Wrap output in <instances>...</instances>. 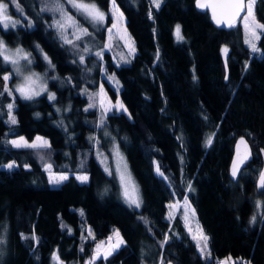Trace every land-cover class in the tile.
<instances>
[{
  "label": "trees",
  "instance_id": "obj_1",
  "mask_svg": "<svg viewBox=\"0 0 264 264\" xmlns=\"http://www.w3.org/2000/svg\"><path fill=\"white\" fill-rule=\"evenodd\" d=\"M19 1L27 6L28 0ZM32 1L39 8L41 0ZM87 1L106 11L108 25L110 0ZM195 1L161 0L157 8L151 0H115L135 47L125 62L104 50L106 25L91 24L69 6L77 23L88 26V35L75 39L83 49L58 36L48 12L33 15L31 27L23 19L15 27H0V40L27 50L30 67L44 74L48 92L55 94L54 100L48 93L31 100L0 96V165L5 166L0 167V264H85L97 243L87 233L90 220L104 239L116 221L130 236L94 264H218L222 259L264 264V188L258 186L264 171V35L254 54L240 23L217 27ZM254 13L264 24V0H256ZM176 25L182 39L175 36ZM6 73L10 87L15 74L0 56V74ZM101 86L127 111L107 112L97 127L104 114L96 97ZM10 102L15 124L8 119ZM104 128L124 154L138 208L124 199L114 170L105 171L97 159L99 148L113 169ZM18 135H42L48 146L6 143ZM245 156L233 178V162ZM10 162L12 169L6 167ZM45 165L68 173V179L51 186ZM77 173L88 180L79 181ZM186 197L207 235L208 256L186 231L181 209L167 217L169 204Z\"/></svg>",
  "mask_w": 264,
  "mask_h": 264
},
{
  "label": "rangeland",
  "instance_id": "obj_2",
  "mask_svg": "<svg viewBox=\"0 0 264 264\" xmlns=\"http://www.w3.org/2000/svg\"><path fill=\"white\" fill-rule=\"evenodd\" d=\"M3 2L4 3H7L9 5V7H8V15L13 20H19L20 23H23V20H25V21L31 20L32 21V26H33L34 23H35V18H33V15L36 16L38 13H41V11H40V8L42 7L41 2L38 3V5H39V8H38V7H36V5L34 4V2L32 0H28L27 6H25V4H23L19 0H17V2L19 3L20 7L23 10V13L22 14L17 11L15 5L12 4L11 0H3ZM61 2L64 4V9L67 12V14L69 16L73 17L72 14H71V12L69 10H67L66 7L69 6L72 9H74V11H77V10L75 8H73L72 5L67 2V0H61ZM83 2L86 3V4H91V3L96 4L93 1H87V0H83ZM255 2H256V0H255ZM160 3H161V0H160ZM247 3H248V0L245 1V4H247ZM115 6L118 9V11H115L113 9L112 0H110L109 1V10H108L109 17H110L109 24L107 25L105 20L102 23L103 25L104 24L106 25L105 38H104V46L107 45V47H104V50L111 51L112 52V56L114 57L115 61L119 62V61H122V59H123V61L125 62V58L132 57L135 54V52L133 54H129L130 53V49L131 48H134L135 49V47H134L133 39L130 36V34L127 31V28L125 26V16L122 13V11L120 10V8L117 6L116 3H115ZM254 6H255V3L253 5V9H252L254 18H255V20L258 23H260L256 19V17H255ZM27 8L30 10V12H32V15L29 12H27ZM10 9H14L19 14V16L12 15ZM99 9L101 11H103L107 15L106 11L102 10L100 7H99ZM48 13L50 15H52L51 16L52 17L51 22H52L53 25H54L55 21H58V20L61 19L59 12L55 13V15L52 12H48ZM78 13H80V12H78ZM106 15H105V18H106ZM246 15H247V9L245 8V12L237 20V22L240 23L242 25V28H243V33H244L243 40H244V43H245V40H246V30H245V16ZM73 19L76 21L75 17H73ZM88 22H90V21L88 20ZM19 24H17V25H19ZM91 24H93V23H91ZM102 24H100V25H102ZM93 25L100 26L99 24H93ZM80 26L83 27V28H87L88 27L85 24L80 25ZM0 27L7 28V27H4L3 24H0ZM8 27H13V26L9 25ZM176 27H177V25H176ZM176 27H175V30H176ZM109 29H111V32L109 31ZM66 34H67L68 39L73 40L74 43H75L76 36L82 35V33L79 30H77L75 28V26L67 27ZM58 36L64 41V39L61 37L59 31H58ZM175 36L177 38V35H175ZM254 43L256 44V46L258 48V39L257 40H254ZM245 44L252 51L251 47L247 43H245ZM69 45L70 46H73L72 44H69ZM75 45H76V48L78 47L80 49H83V47H80V45L78 43H75ZM7 48L9 50V53H8L9 55L14 54L15 53V50L18 49V48L23 50V52L21 53V55L29 54V52L27 50H25L24 48H22L20 46H14V47H10L9 46ZM253 53L254 54H259V51H256V52H253ZM45 55H47V57L51 61L49 55L45 51L42 50L41 51V57H42L43 61L46 64V69L47 70H50V71L52 70L51 73H50V77L51 78H53V77H56L57 78L58 77V74L56 73V71L54 69L49 68V65H48L47 61H45V59H44V56ZM10 65H11L12 70H13V73H14L13 65L11 63H10ZM30 65H31V63L28 64L26 61L21 60L20 67H21V73H22V75L21 74H15L14 73L15 74V79L13 80V82L10 85V88L12 89V93L16 94L17 96H19L23 100H26V99L22 98L20 96L19 92H16L15 91V86L22 83L23 76H27L30 73H36V74L40 75L41 81H38L37 90H39V87L40 86H44L47 89V80H46V77L44 76V74L42 72H40V71H37L35 69H32L30 67ZM4 75H11V74H9V73L0 74V86L2 88H4V81L2 79V77ZM106 78H108L109 82L112 83V80L110 79V77L106 76ZM45 93H52V92H48V90H47V92H45ZM41 94H43V93H41ZM35 97H37V96H35ZM96 97H97L98 106H99L100 110H102V112L105 113V110L106 109H112L110 111H116V112H126V111H119V110H116L115 108H113V106L116 105V101L117 100H119L121 104H123V103L121 102V100L119 98H116L115 100L112 99V98H110L109 95L106 93V91H105V89H104L103 86H101L99 88V90L97 91V96ZM48 98H49V96H48ZM9 104H13L14 105L13 102L8 103V105ZM8 105H7V107H8ZM124 108H125V106H124ZM57 109H59V108L57 106H55V110L56 111H57ZM110 111H107V112H110ZM57 112H59V111H57ZM12 115L14 116L13 109H12ZM8 119H9V109H8ZM106 133H107V135H106ZM103 135H104V137H107L109 139L108 149L110 151V157H111L109 159L111 160V164H112L113 169L109 166V161L106 164V159L107 158L102 154V150H100L99 148H97V150H96V156H97L98 161L100 162V164H101V166L103 167L104 170L106 168L108 169L107 172H110V170H114V172L117 175V177L119 178V180H120V173H124L125 174V177H126L125 184H126V186L128 188V191H129L130 195L138 198L137 187L135 185V182L133 181L132 176L129 173L128 166H127L126 160L124 158V154L119 149V146L117 144L116 139H114L113 136H111V133L108 131L107 128H104L103 129ZM20 137H24L25 140L29 144H31L32 142L35 141L38 145H40L42 143V141H37V137H40V138H42V140H46L48 142L47 138L44 137V136H42V135H35L32 139H27L24 135H18V136L10 137L9 141H11V140H19ZM10 163H13V162H10ZM10 163H8V164H10ZM118 169H119V171H118ZM45 170H46V173H47V176H48V180L49 181H50V179L54 178L55 176H59V175H67L68 176L69 175L66 172H56V171H53V170H51L50 167H46V165H45ZM156 173H157V171H156ZM75 176H76V178H77V176H87V178H88V175L85 174V173H77V174H75ZM128 177H130V180L128 179ZM120 183H121V180H120ZM49 184L51 186H57L60 183L59 184H51L49 182ZM121 187H122V184H121ZM121 191H122V195H123V192H124V188L123 187H122V190ZM123 197H124V195H123ZM124 199H125V197H124ZM178 209H181V211H182L181 213H182V217H183L184 226H185L186 231L188 232L189 236L191 238H193L196 246H197L198 243H203L200 240L201 232L203 233V235H205V236H207V235L205 234V232L203 231L202 227L198 223V220L196 218L195 212H194L191 204L188 201H187V203H185V199L182 200V201H178V200L172 201L169 204V206H168L167 217L169 219H171L172 216L178 211ZM115 224H116V228H115L114 232L110 236H108L106 239H104V238L101 237V235L98 232L95 224L91 220L88 221V223H87V233L91 237L97 238V243H96V245L94 247V249H95L94 252H96L98 250L101 253L100 257H104L105 254L107 252H109V251H111V253H113L116 249L119 248V247L118 248H115L114 250H112V248H111V245L117 243L118 238L115 235V233L117 231L119 232V239H122L123 240V243L127 242V240H129V238H130V236L128 235V233L125 232V229L123 227L124 226L123 223H121L119 221H116ZM110 237H111V240L109 239ZM97 245H99V249H97ZM121 245L122 244H120V246ZM207 245H208V242H207ZM197 249H198L199 253L201 254V252H200V250H199L198 247H197ZM208 253L209 252H208V247H207V254H206V256L209 255ZM85 264H89V261L88 262L85 261ZM218 264H227V260L226 259H222V260L219 261Z\"/></svg>",
  "mask_w": 264,
  "mask_h": 264
},
{
  "label": "snow or ice",
  "instance_id": "obj_3",
  "mask_svg": "<svg viewBox=\"0 0 264 264\" xmlns=\"http://www.w3.org/2000/svg\"><path fill=\"white\" fill-rule=\"evenodd\" d=\"M11 2H12V4L15 5L17 11L22 14L23 10L20 7L17 0H11ZM67 2L69 4H71L72 7L75 8L78 12H80L82 15H84L86 17V19H88L91 23L102 24L104 22L106 14L103 11H101L96 4H94V3L86 4L83 2V0H67ZM152 3L157 8L160 6V0H152ZM254 3H255V0H248L247 4L244 3V0H235V2L231 5V7L236 10L234 13L236 15L239 14V11L241 9H243V8L247 9V15L245 16V30H246L245 43H247L251 47L253 52H256V51H259V49L257 48L256 44L254 43V40H257L260 38L261 35H264V24L258 23L254 18L253 11H252ZM41 4H42V7L40 8L41 12H52L54 15H55V13L59 12L61 19L58 21H55L54 25H49V26L50 27L55 26L58 29V31H59L61 37L64 39L65 43L72 44L74 47H76L74 41L68 39V37H67V34H66L67 27L75 26V28L77 30H79L83 34V36L88 35L87 28L81 27L73 19V17H71L67 14V12L64 9V4L61 2V0H41ZM112 4H113V9L115 11H118V9L115 6V0H112ZM197 5L200 6V0H197ZM8 7H9V5L7 3H4L3 0H0V24H3L4 27H8L9 25L14 27L17 24H19L20 21L19 20H13L8 15ZM214 19H215V16H214ZM27 23H28L29 27L32 26L31 20H28ZM217 23L219 24L220 21L217 20ZM228 26L231 27L232 26L231 23H229ZM109 31L111 32V29H109ZM176 35H177L178 39H182V37L180 36V26L179 25H177V27H176ZM80 39H82V36H76V40H80ZM38 47L39 46L37 45V48ZM104 47H107V45H105ZM84 51L88 52V51H90V49L85 47ZM22 52H23V50L18 48L15 50L14 54L9 55L8 54L9 50H8L7 46L4 44V42L2 40H0V56L3 57V60L5 61V63H11L13 65V69H14L15 74H21L22 75L21 67H20L21 60L26 61L28 64H30L32 62L30 54L21 55ZM134 52H135V49L131 48L129 54H133ZM222 52L227 54V52H228L227 47L222 48ZM96 55L102 56V53L97 52ZM44 59H45V61H47L49 68L54 69V65H52V63L49 60V58L47 57V55L44 56ZM79 59H80V63L83 64L85 57L83 55H81ZM2 79L4 81V90L0 91V96H3L5 93L12 94V89L9 87V81L11 79V75H4L2 77ZM53 79H56V77H53ZM110 79H112V78L110 77ZM226 79H227V77H226ZM38 81H41V77H40V75H38L36 73H30L27 76H23L22 83L15 86V91L19 92V94L22 98H24L26 100H31L35 96H39V95H41V93L47 92V89L44 86H40L39 90H37ZM66 82H70V78H68V80ZM48 96H49L50 100L55 99V94H53V93H48ZM91 107H93V105L90 103L89 108H91ZM113 108H115L116 110H119V111H127V109L124 108L123 104H121L119 100L116 101V105H114ZM8 109H9V120L11 123L15 124L16 119H15V116L12 115L13 104H9ZM85 110L87 111V109H85ZM110 110H112V109H106L105 110V113L102 114L101 121L99 124H97V127H101L103 125L107 111H110ZM57 111H60V110L57 109ZM106 135H107V133H106ZM90 139H94V138L90 137ZM37 141H42V143L40 145H38L34 141L31 144H29L25 140L24 137H20L19 140L6 141V143H10L15 148H20V147L37 148V147H41V146H48V142L46 140H42V138H40V137H37ZM211 143H212V136H209L206 140V144L210 145ZM239 143L244 144L245 141L243 139H241V141ZM247 158L248 157L245 156L244 159L240 160L239 162H237V161L233 162V168H232V173H231L233 178H235L237 176V172L239 170V165L244 163V160H246ZM0 167H5V166L0 165ZM6 167L8 169H12L13 167H15V164L10 163ZM46 167H50V165H46ZM105 170L107 171L108 169L106 168ZM118 171H119V169H118ZM156 171H157L158 175L163 176V173L160 172L159 167L156 168ZM67 179H68L67 175H59V176H55L54 178L50 179L49 182L51 184H59L62 181L67 180ZM77 179L80 180L81 182H85V181H87L88 178H87V176H77ZM125 179H126L125 174L120 173L121 184H122V187L124 188L123 195H124L125 199L128 200L130 205H134L135 207L138 208V207H140V201L137 197L130 195L128 188L125 184ZM128 179L130 180V177H128ZM258 186L260 188H264V171H261V173L259 175ZM189 190H191L190 184H189ZM185 203H187V197L185 198ZM258 206H259V202H258ZM254 220H255V217H253V221ZM145 222L147 223V221H145ZM115 235L118 238V240H117L116 244L111 245L112 250H114L115 248H118L120 246V244H123V240L119 239V232L118 231L115 233ZM22 238L26 239V237H23V236H22ZM109 239L111 240V237ZM207 239H208L207 236L203 235V233L201 232L200 240L203 243H198L197 247L199 248L202 255L207 254V247H208ZM166 242H167V236H166L165 241L163 243H166ZM2 243H3V239L0 238V244H2ZM97 249H99V245H97ZM2 254H3L2 251H0V255H2ZM110 254H111V251L107 252L105 254L104 258H106L107 255H110ZM100 255H101V253L98 250L96 252H94L93 256L91 257V259L89 261V264H94V262L98 258H100ZM53 256H54V258L58 259V257H56L55 253H53ZM161 264H163V261L161 262Z\"/></svg>",
  "mask_w": 264,
  "mask_h": 264
},
{
  "label": "water",
  "instance_id": "obj_4",
  "mask_svg": "<svg viewBox=\"0 0 264 264\" xmlns=\"http://www.w3.org/2000/svg\"><path fill=\"white\" fill-rule=\"evenodd\" d=\"M246 0H244L245 3ZM235 2V0H200V6L197 5V0L195 1L196 7L198 10H207L211 22L217 27H228L229 23L233 25L238 18L245 12V8L239 11V14L236 15L235 9L231 7V5ZM215 16V19H214ZM217 20L220 23H217ZM246 145V146H245ZM245 148L248 151V145L244 143Z\"/></svg>",
  "mask_w": 264,
  "mask_h": 264
},
{
  "label": "crops",
  "instance_id": "obj_5",
  "mask_svg": "<svg viewBox=\"0 0 264 264\" xmlns=\"http://www.w3.org/2000/svg\"><path fill=\"white\" fill-rule=\"evenodd\" d=\"M227 264H232V262H230L229 260H227ZM245 264H249V263H245Z\"/></svg>",
  "mask_w": 264,
  "mask_h": 264
}]
</instances>
